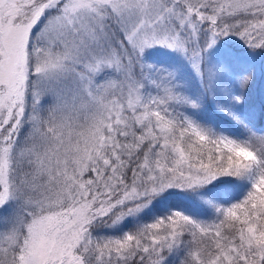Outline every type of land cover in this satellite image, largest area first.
Here are the masks:
<instances>
[{
  "label": "snow or ice",
  "instance_id": "snow-or-ice-1",
  "mask_svg": "<svg viewBox=\"0 0 264 264\" xmlns=\"http://www.w3.org/2000/svg\"><path fill=\"white\" fill-rule=\"evenodd\" d=\"M0 264H264V0H0Z\"/></svg>",
  "mask_w": 264,
  "mask_h": 264
}]
</instances>
